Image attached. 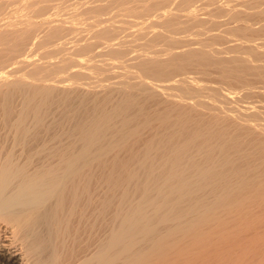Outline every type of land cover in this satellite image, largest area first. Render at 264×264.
<instances>
[{"label": "bare ground", "instance_id": "6f19581e", "mask_svg": "<svg viewBox=\"0 0 264 264\" xmlns=\"http://www.w3.org/2000/svg\"><path fill=\"white\" fill-rule=\"evenodd\" d=\"M54 1L0 0V264H264V0Z\"/></svg>", "mask_w": 264, "mask_h": 264}, {"label": "rangeland", "instance_id": "374dc122", "mask_svg": "<svg viewBox=\"0 0 264 264\" xmlns=\"http://www.w3.org/2000/svg\"><path fill=\"white\" fill-rule=\"evenodd\" d=\"M93 1H96V3L97 4H99V3H101L100 2V0L98 1V0H58L57 2H55L54 1V3L53 4H55V6H58V5H60V7H61V10L65 13V12H67V13H69V12H71L74 8H75V6H74V4H79V5H89L90 3H92ZM102 1V0H101ZM104 1V0H103ZM108 2H110V0H107ZM107 1H105L106 3H108ZM112 1V0H111ZM221 1V0H220ZM222 1H224V0H222ZM242 0H239V3L241 2ZM104 2V3H105ZM103 3V2H102ZM52 4V5H53ZM19 6H17V4L15 5V7L18 9V8H21V3L20 4H18ZM198 5H200L199 3H197V4H195V7H197ZM14 7V8H15ZM199 7V6H198ZM167 10H164L163 9V11H165V12H167V11H169L170 10V8L169 7H165ZM168 8H169V10H168ZM50 13V12H49ZM52 13H53V11H52ZM51 13V14H52ZM201 13V12H200ZM120 14H124V13H120ZM183 19V18H182ZM116 21H118V20H120L121 21V24H124L125 23V26L126 27H129L130 26V24H129V22L130 21H133V18H130V17H123V16H120V17H118V18H116L115 19ZM184 20V19H183ZM67 52H64V53H62L61 55H59V57L60 56H63V55H65ZM49 59H45V60H42V61H48ZM31 69V68H30ZM42 75H50V78H53L54 76H56V73H54V70H51L50 68H47L46 69V71L45 72H43V74ZM108 76V74H102V73H100V78H103V77H107ZM193 76V75H192ZM112 81H115V80H112Z\"/></svg>", "mask_w": 264, "mask_h": 264}]
</instances>
